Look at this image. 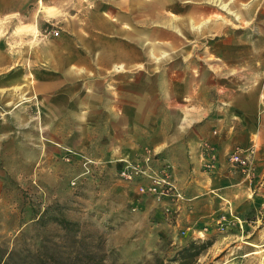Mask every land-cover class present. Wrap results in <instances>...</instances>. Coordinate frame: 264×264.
<instances>
[{
	"label": "rangeland",
	"instance_id": "rangeland-1",
	"mask_svg": "<svg viewBox=\"0 0 264 264\" xmlns=\"http://www.w3.org/2000/svg\"><path fill=\"white\" fill-rule=\"evenodd\" d=\"M229 120L253 155L224 199L119 177L176 125ZM201 244L185 264H264V0H0V249L179 264Z\"/></svg>",
	"mask_w": 264,
	"mask_h": 264
},
{
	"label": "crops",
	"instance_id": "crops-1",
	"mask_svg": "<svg viewBox=\"0 0 264 264\" xmlns=\"http://www.w3.org/2000/svg\"><path fill=\"white\" fill-rule=\"evenodd\" d=\"M171 26L172 28L174 27L173 25ZM173 29L177 31L175 27ZM55 42V44L58 43L57 41ZM110 61L108 60L106 64H114L115 62L114 60ZM124 62L126 65L129 64L128 59H125ZM62 73L69 78H75L81 76L82 69L68 66L65 67ZM229 121L234 127L230 128L229 133L222 139L212 138L210 133L194 135V133H190L188 127L183 128L176 125L175 129L171 130L164 141L155 147L156 151L154 154L157 158H155L153 164L158 166L165 162L171 165L176 185L181 190V194H184L182 196L189 198L187 199L189 202L198 198L199 194L201 196L203 194L209 195L208 191L216 192L217 197L224 199L223 196L227 193V190L236 188V183L238 184L236 181L237 174L230 170L226 159L228 153L234 146L236 147V139L238 140L239 138V135L236 136L239 133V131H236V126L239 127V124ZM251 134L248 133L247 138L249 141L253 140V135ZM206 142L216 146L217 164L215 171L206 172L202 168V157ZM139 156L138 153L133 154L132 161ZM193 190L194 192H191Z\"/></svg>",
	"mask_w": 264,
	"mask_h": 264
},
{
	"label": "built area",
	"instance_id": "built-area-1",
	"mask_svg": "<svg viewBox=\"0 0 264 264\" xmlns=\"http://www.w3.org/2000/svg\"><path fill=\"white\" fill-rule=\"evenodd\" d=\"M57 35L56 32L55 36ZM204 147L205 165L209 170H213L217 164L216 146L205 143ZM252 155V147L247 150L236 147L228 153L226 161L231 171L247 173ZM155 158L157 157L153 152L145 150L141 157L121 168L119 177L128 183L138 182L139 192L153 196L156 201H182L183 196L176 185L171 165L162 162L155 166Z\"/></svg>",
	"mask_w": 264,
	"mask_h": 264
},
{
	"label": "trees",
	"instance_id": "trees-1",
	"mask_svg": "<svg viewBox=\"0 0 264 264\" xmlns=\"http://www.w3.org/2000/svg\"><path fill=\"white\" fill-rule=\"evenodd\" d=\"M199 248L196 250L193 246H189L184 248L179 255H183V261L179 262V264H185L184 261L188 260L199 253V251L204 250L208 247V244H201L198 246ZM63 256L59 254H48V252L36 253L35 255L27 257L25 260L15 259L13 252H5L0 249V264H45L47 260L54 261L55 264H62ZM62 259V260H61ZM74 259V256L68 254L65 258V261H68L71 264L70 260Z\"/></svg>",
	"mask_w": 264,
	"mask_h": 264
},
{
	"label": "bare ground",
	"instance_id": "bare-ground-1",
	"mask_svg": "<svg viewBox=\"0 0 264 264\" xmlns=\"http://www.w3.org/2000/svg\"><path fill=\"white\" fill-rule=\"evenodd\" d=\"M221 4V3H220ZM221 8H224L225 9V6H222ZM174 28V27H173Z\"/></svg>",
	"mask_w": 264,
	"mask_h": 264
}]
</instances>
